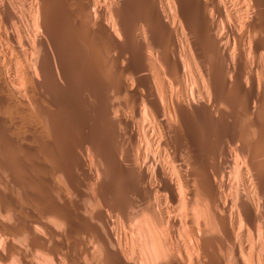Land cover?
I'll return each instance as SVG.
<instances>
[{
  "label": "bare ground",
  "instance_id": "obj_1",
  "mask_svg": "<svg viewBox=\"0 0 264 264\" xmlns=\"http://www.w3.org/2000/svg\"><path fill=\"white\" fill-rule=\"evenodd\" d=\"M32 4L40 51L0 32V264H264V0Z\"/></svg>",
  "mask_w": 264,
  "mask_h": 264
},
{
  "label": "rangeland",
  "instance_id": "obj_2",
  "mask_svg": "<svg viewBox=\"0 0 264 264\" xmlns=\"http://www.w3.org/2000/svg\"><path fill=\"white\" fill-rule=\"evenodd\" d=\"M10 1H12V2H10ZM19 1H22V2H21L22 4L20 3V5L22 6V9L24 8L23 10L21 9V7H19V5H18L19 2H18V4H17L16 0H14V1H13V0H9V2H10L11 5H12V7H11L12 10H11V11H12V12H13V10L15 11L14 14L12 13L13 16L16 15V11H17V14H18V15H16V16L13 18V20L15 21V19H17V17H18L19 15L21 16L22 13L19 14V12H23L24 15H25V17H24L23 15H22L23 17H22V16H21V17L23 18V21H24V22L22 21V18H21V17H18V19H17L18 21L16 20V21L13 22V23H12L13 20L9 19V21H7V25H6V26H5L6 23H5L4 21H2V23H3V24L5 23V24H4V25H3V24L0 25V26H1V27H0V30H1V28H2V31H0V32H2L3 34H7V33H8V34H7L8 36H9V35H13V37H15L14 39H16V41H17V37H18L19 35H20V36L22 35L21 37H23V40L21 39V37H18V38H20V39H18V40H19L18 43H20L21 41H24V39H25V41H26V38H27V41H28V42L30 41V38H31V41H32L33 38H34L35 40H34L33 42H37L36 40H37V37H38V36L35 34V30H34V31L31 30V29L34 28L35 26H34V25H33V26L30 25V24H32V23H35V19H33L34 17L32 16V15H33V12H30V10H31V11L34 10V8H33V7H34V4H32L34 0H33V1L31 0V4H30V2H29L30 0H28V1L26 0L27 2H25V0H19ZM13 2H15V3H13ZM24 2H25V3H24ZM28 2H29V3H28ZM12 3H13V4H12ZM27 3H28V4H27ZM15 4H16V6H14ZM23 4H25V6H24ZM26 5H27V6H26ZM31 5H32V6H31ZM28 6H29V7H28ZM15 7H17V8L20 9L21 11H20V10L18 11V9H16ZM26 7L28 8L29 11H28L27 9H25ZM13 8H14V9H13ZM31 8H32V9H31ZM24 10H26V11H24ZM27 11L29 12L28 14H26ZM70 12H71V10H70ZM30 14H31V16H32L33 18H30V17H31ZM49 14H50V13H49ZM49 14H48V18L51 17V18H50L51 22H54V23H55L53 16H52V15L49 16ZM26 16H28V17H26ZM19 18H21V19H20L21 21H19ZM27 18H29V19H31V20H28V21L25 20V19H27ZM52 18H53V19H52ZM32 19H33V20H32ZM10 21H11V22H10ZM26 21H27V22H26ZM30 21H31V22H30ZM19 23H20V24H19ZM8 25H9V26H8ZM25 25H26V26H25ZM7 26H8V27H7ZM11 26H12V27H11ZM27 26H29V27H27ZM31 26H32V27H31ZM6 27H7V28H6ZM9 27L12 28V29H11L12 32L10 31ZM14 27H15V28H14ZM22 27H23V28H22ZM24 27L29 28V29H30V30L28 29L29 32H27L28 30H27L26 28L24 29ZM4 28H5V29H9V30L6 32V30H5ZM3 29L5 30L4 32H3ZM14 29H15V30H14ZM17 29L19 30V33H21V34H19V33L17 34V32H18ZM21 29H22V31H21ZM34 29H35V28H34ZM24 30H26L25 32L28 33V34H26V35H28L27 37H26L25 35H23V34H25V33L22 34V32H24ZM67 30H68V28H67ZM67 30H66V31H67ZM9 31H10L11 33H10ZM31 31H32V32H31ZM66 31L64 30L63 33H64V35H65V33H66V36H68L69 34H67V33H69V31L71 32V28H70V30H68L67 32H66ZM13 32H14V33L16 32V33L14 34ZM33 32H34V33H33ZM2 33H1V34H2ZM9 33H10V34H9ZM30 33H31V34H30ZM32 33H33L34 35H32ZM52 33H53V36H52V34H51V35H50L51 38L54 37V35H55L54 33H56V31H55V32L53 31ZM60 33H61V31H60ZM60 33L58 32L57 38L59 39V38L62 37V39H64L65 41H64V40L62 41V40L59 39V40H58L59 42H56V43H54L53 45L50 44L51 48H50V46L47 47L48 50L50 49V52H49L48 50H47V52H48L49 54H51V55H53V54H54V55H58L59 52H60V49L63 48V47H65V46L68 47V46H69L68 43H69V42L72 40V38H73V35H71V40H70V39L68 38V37H70V35H69L68 37L64 36V37H66V39H65V38H63V35H62L63 33H61V35H60ZM71 33H72V32H71ZM71 33H70V34H71ZM16 34H17V35H16ZM56 34H57V33H56ZM38 35H39V34H38ZM59 35H60L61 37H60ZM24 36H25V38H24ZM29 36H30V38H28ZM32 36H34V37H32ZM36 36H37V37H36ZM47 38H48V37H47ZM47 38H45V39H47ZM55 38H56V37H55ZM2 39H3V38H2ZM20 40H21V41H20ZM31 41H30L29 43L32 44L33 47H32V46H31V47H30V46H27V45H28V44H27L28 42H25V44H24V42H23V43H21V44H22V45L24 44L25 46H27L28 48L26 47V49L31 48V49H29L30 52H32L33 50L36 52V49L34 48V46H37V51H38L40 48L38 47V45H36L37 43H36V44H35V43L33 44V42L31 43ZM5 42H6V41H5V39H4V40H2L1 44H2V43L5 44ZM61 43L63 44L62 47H61ZM76 43H78V42L76 41ZM4 44H2V45H4ZM21 44H20V45H21ZM22 45H21L20 47H22V49L24 48L23 51H24L25 53H26V52L29 53L28 50L25 51V46H22ZM56 45H57L59 48H58ZM77 45H78L77 48H79V47H80L79 44H77ZM4 46H5V45H4ZM52 47H53V49H54L55 51L52 49ZM56 47H57V48H56ZM60 47H61V48H60ZM66 47L63 48V49H61V52H62V50L65 51V52L68 51V48H66ZM32 49H33V50H32ZM58 50H59V51H58ZM39 51H40V50H39ZM53 51H54V52H53ZM56 51H57V52H56ZM35 52H34V53H35ZM27 53H26V54H27ZM57 53H58V54H57ZM67 53H68V52H67ZM67 53L63 54V52H62L63 55H66ZM21 54H22V53H20V55H21ZM23 54H24V53H23ZM23 54H22V55H23ZM30 54H31V53H30ZM30 54H29V55H30ZM22 55H21V57L19 56V58H21L22 61H24V59H25V58H24L25 55H24V57H22ZM29 55H26V58L29 59V57H31V56H29ZM27 56H28V57H27ZM68 56H69V55H68ZM68 56H67V58H65L66 56L64 57L65 60L67 59V60H66V61H67L66 64L63 63V61L65 62V60L63 59V61H59V62L57 61V62L54 63V64H53V62H52V64L50 63V66L52 65L53 69H56V70H61L62 67H64L65 69H67V66H68V68H69V66L72 64L71 61H75V59H74V57H70V56H69L72 60H71V59L68 60V59H69ZM32 58H34V56H33ZM21 59H20V60H21ZM60 62H61V63H60ZM62 63H63V64H62ZM68 63H69V64L71 63V64L69 65ZM94 63H95V62H94ZM43 64L45 65L46 63H43ZM43 64H42V65H43ZM67 64H68V65H67ZM47 65H48V66H47ZM47 65H46V66H47V68H48V67H49V64H47ZM61 65H62V66H61ZM63 65H64V66H63ZM66 65H67V66H66ZM57 66H59V67L61 66V68L59 69V67H57ZM44 68H45V67H44ZM47 68H46V69H47ZM64 68H63V69H64ZM9 69H10V68H9ZM9 69H8V74L11 73V75H12L13 70H11V72L9 73V71H10ZM99 77H100V76H98V77H96V78L94 79V80H95V83H94V84H96V83H97V84L100 83L101 85L103 84V82H104L103 80H104L105 78H102L103 80H99ZM97 79H98V81H97ZM55 80H56V78H55ZM53 81H54V80H53ZM53 81L50 82V85H53V86L48 85V82H49V81L46 82V85H48V87H58L57 82H56V81L53 82ZM99 81H100V82H99ZM101 81H103V82H101ZM105 81H106V80H105ZM52 82H53L54 84H53ZM98 82H99V83H98ZM55 83H56V84H55ZM100 84H99V85H100ZM97 86H98V85H97ZM59 87H60V86H59ZM61 91H62V90H61ZM62 92H64L65 95L63 94V95H62L63 97L60 95V96H61V100L63 99L62 101H63V102L65 101V103H67V104H68V103H69V104L72 103L71 105H73V106H75V107L77 108V107H78L77 105L80 104L78 101H81V100H82V102H83V100H85L82 104L84 105V103H85L86 106H85V105H84V106H85L86 108L89 106V104L91 105V102H89V101H88L89 99H87V98H88L87 95H86V96L83 95V99L80 100V97H79V96H76V97L74 98V97H72V96L70 97V95L66 94V93H67V90H66V89H64V91H62ZM73 98H74V100H73ZM76 98L78 99V101H76ZM81 98H82V96H81ZM72 100H73V101H72ZM87 101H88V102H87ZM86 102H87V103H86ZM75 104H76V105H75ZM82 104L79 105V106L83 107ZM87 104H88V106H87ZM93 106H94V105H92V107H93ZM85 107H83L82 109H84ZM97 107H98V106H97ZM78 108H79V109H78ZM78 108H77V109H78L80 112H75V113L73 112V114L71 113V115H73V117H75V118H73V119L71 118L72 116L69 115V112H68V115L66 114L67 112H66L65 110H63L64 112H62V113H63V114H66V116H68L69 120H70V118H71V121H73V122H75V121L77 120V122L79 123V120H80V119H79L78 117H80V118H81L80 121H82V120H84V121H82V122L88 121V122H86V124H87L88 126H89L90 124L93 125V126L90 125L91 127H94L95 125L98 126V124L103 123V121H102L103 119L105 120L104 115H103V113H102L100 110H97V111L95 110V111H94V109H95V108H94V109H92L93 111L90 110V111H91V112H90L89 109L87 110V109L85 108L84 111L87 110V113L89 112V114H86V113H85L86 111L84 112L82 109H80V107H78ZM88 108L91 109V107H88ZM50 109H53V108H50ZM81 110H82L83 113H85L87 116L84 115V114L82 113ZM100 112H101V113H100ZM81 113H82V114H81ZM99 113H100V114H99ZM77 114H78V116H76ZM79 114H80V116H79ZM97 114H99V115H97ZM101 115H102L103 117H101ZM83 116H85V119H84ZM89 117H90V118L92 117V118L90 119ZM99 117H100V119H99ZM76 118H78V119H76ZM82 118H83V119H82ZM88 118H89V120H88ZM97 118H98V119H97ZM101 118H103V119H101ZM14 119H15L16 121H18L19 123H18V122L16 123ZM18 119L21 120L20 117H18ZM95 119H96V121H95ZM19 120H17V117H16V118H13V121H11V122H13V124H14V122H15V123L18 125V124H21V122H22V121H19ZM74 120H75V121H74ZM92 120H93V121H92ZM101 121H102V122H101ZM105 121H106V120H105ZM77 122H75V123H77ZM16 124H15V125H16ZM100 125H101V124H100ZM100 125L98 126L99 128L96 127L97 129H96V128H93V129L90 131V132H92L91 134H92L93 136H97L96 138H99V139H101L102 137H104V134L101 132L102 130H100ZM16 127H18V128H15V129H16V132H17V131L20 132L19 130L21 129V126H16ZM19 128H20V129H19ZM18 129H19V130H18ZM94 129H95V132H94ZM98 129H99V130H98ZM96 130H98V133H96V132H97ZM87 131H88V130H85L84 134L88 133ZM90 132H89V133H90ZM99 133H100V134H99ZM101 134H102L103 136H101ZM86 135H87V134H86ZM78 136H79V135H78ZM73 137H74V136H71V138L73 139V142H74V140H75L74 138H78V137H76V136H75L74 138H73ZM71 138H68V139L71 140ZM65 140H66V139L62 140V141H63V144L66 143L65 145H70V143H72V141H70V140H69V142H68V140H66L68 143H67ZM83 154H84V153H83ZM0 173H1V172H0ZM2 174H3V173H2ZM79 174H80V175H79ZM76 175H77L76 178H79V179H81L82 181L84 180V179H83V178H84V176H83V172H81L80 169H77V170H76ZM0 176H1V175H0ZM1 177H2V179H3V178H5L6 176L3 174ZM6 178H7V177H6ZM6 178H5L4 180H6ZM7 180H8V179H7ZM88 188H89V189H88ZM9 189H11V190L9 191V193L11 192L10 194H13V193H14V195L19 194L18 191H17L15 188H11V187H9ZM90 189H91V188H90L89 186H87L86 189H85V191H87V192L89 191L88 193L90 194V193H91V190H90ZM15 192H17V193L15 194ZM81 204H82V203H81Z\"/></svg>",
  "mask_w": 264,
  "mask_h": 264
}]
</instances>
